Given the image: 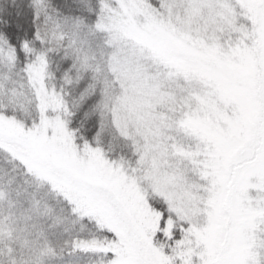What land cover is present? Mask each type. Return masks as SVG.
<instances>
[{"label": "snow or ice", "instance_id": "snow-or-ice-1", "mask_svg": "<svg viewBox=\"0 0 264 264\" xmlns=\"http://www.w3.org/2000/svg\"><path fill=\"white\" fill-rule=\"evenodd\" d=\"M0 264H264V0H0Z\"/></svg>", "mask_w": 264, "mask_h": 264}]
</instances>
